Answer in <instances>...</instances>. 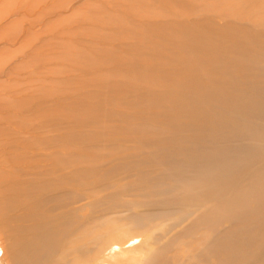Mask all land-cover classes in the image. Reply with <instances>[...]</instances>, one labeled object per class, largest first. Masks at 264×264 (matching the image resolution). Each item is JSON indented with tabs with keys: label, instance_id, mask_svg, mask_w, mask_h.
I'll return each mask as SVG.
<instances>
[{
	"label": "bare ground",
	"instance_id": "obj_1",
	"mask_svg": "<svg viewBox=\"0 0 264 264\" xmlns=\"http://www.w3.org/2000/svg\"><path fill=\"white\" fill-rule=\"evenodd\" d=\"M0 264H264V0H0Z\"/></svg>",
	"mask_w": 264,
	"mask_h": 264
}]
</instances>
